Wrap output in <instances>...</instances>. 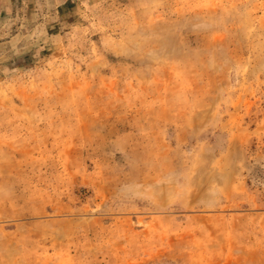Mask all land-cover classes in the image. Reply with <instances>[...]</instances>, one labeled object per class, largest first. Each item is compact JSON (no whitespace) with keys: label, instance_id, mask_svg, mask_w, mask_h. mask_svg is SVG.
Returning a JSON list of instances; mask_svg holds the SVG:
<instances>
[{"label":"rangeland","instance_id":"obj_1","mask_svg":"<svg viewBox=\"0 0 264 264\" xmlns=\"http://www.w3.org/2000/svg\"><path fill=\"white\" fill-rule=\"evenodd\" d=\"M0 264H264V0H0Z\"/></svg>","mask_w":264,"mask_h":264}]
</instances>
